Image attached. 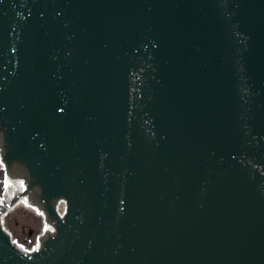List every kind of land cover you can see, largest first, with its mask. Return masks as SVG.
<instances>
[{
  "label": "water",
  "instance_id": "obj_1",
  "mask_svg": "<svg viewBox=\"0 0 264 264\" xmlns=\"http://www.w3.org/2000/svg\"><path fill=\"white\" fill-rule=\"evenodd\" d=\"M0 153V264H264V0H0Z\"/></svg>",
  "mask_w": 264,
  "mask_h": 264
},
{
  "label": "rangeland",
  "instance_id": "obj_2",
  "mask_svg": "<svg viewBox=\"0 0 264 264\" xmlns=\"http://www.w3.org/2000/svg\"><path fill=\"white\" fill-rule=\"evenodd\" d=\"M5 229L11 233L12 238L23 244L30 245L32 239L42 228L41 220L36 215H29V210L18 207L4 219ZM29 232H31L29 234Z\"/></svg>",
  "mask_w": 264,
  "mask_h": 264
},
{
  "label": "bare ground",
  "instance_id": "obj_3",
  "mask_svg": "<svg viewBox=\"0 0 264 264\" xmlns=\"http://www.w3.org/2000/svg\"><path fill=\"white\" fill-rule=\"evenodd\" d=\"M18 207H23V208H27V209H29L28 206L19 205V204H14L13 209H14V208H18Z\"/></svg>",
  "mask_w": 264,
  "mask_h": 264
}]
</instances>
